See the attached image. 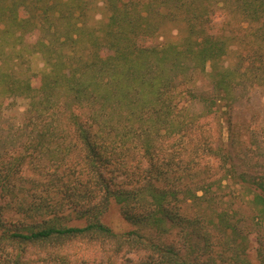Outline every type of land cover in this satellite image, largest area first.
Instances as JSON below:
<instances>
[{"label":"trees","instance_id":"1","mask_svg":"<svg viewBox=\"0 0 264 264\" xmlns=\"http://www.w3.org/2000/svg\"><path fill=\"white\" fill-rule=\"evenodd\" d=\"M103 1L97 27L87 0H0V264H264V222L210 187L234 180L264 217L263 148L236 119L251 80L221 63L242 42L264 71V0ZM166 23L179 41L155 42ZM18 97L22 123L1 124ZM113 202L132 229L104 223Z\"/></svg>","mask_w":264,"mask_h":264},{"label":"rangeland","instance_id":"2","mask_svg":"<svg viewBox=\"0 0 264 264\" xmlns=\"http://www.w3.org/2000/svg\"><path fill=\"white\" fill-rule=\"evenodd\" d=\"M91 3L90 10L88 11L87 19L91 26H100L108 20L109 11L103 0H87ZM224 16L219 14L216 18L215 24L219 29L222 28V22ZM224 27V26H223ZM216 28V29H218ZM227 28V27H226ZM183 34V25L176 23H166L160 34L155 38V42L163 41H179ZM248 46H245L242 42L232 43L227 51V54L222 59L221 63L226 67L238 68L242 72L246 70L247 77L251 80L248 86L247 94V104L243 108L242 112H236V119L239 120L237 123L239 126V131L241 132L242 140L253 148L255 145H252L251 142H254L255 139H258L260 142L263 153L260 156H254L253 152H250V155L253 157L252 161H256L262 164L264 170V71L260 68L261 62L249 59V56L242 57L241 53L247 54L250 50ZM249 54V53H248ZM29 64L31 66L32 72H35V76L32 78V83L34 86H39L40 79L39 76L46 69V64L43 59V56L40 53H32L29 55ZM201 82V81H200ZM205 85L208 83L205 82ZM225 106V101L223 102ZM28 106V100L24 97H18L16 103L10 109H7L5 114V119L2 120L1 124H9V120L16 124H21L24 118L25 110ZM224 108V107H223ZM222 115V111L220 114ZM4 121V122H3ZM208 127L210 128L209 132L215 136H220L218 131V123L208 121ZM215 137H213L215 139ZM221 139L225 144L228 142V130L223 123L221 131ZM241 146H237V152L241 153ZM243 155V154H241ZM211 172L215 173L217 176L224 174L222 167H217L218 161L211 159ZM222 187L219 189V195L217 197L218 204L217 209L229 210L232 220L237 221L241 225L247 224V221H250L255 218L264 222V217L255 210L254 206L248 203L252 195L247 196L250 191L244 188L241 184H237L232 179H224L222 184L212 183L210 186L212 190ZM10 219H15V217H10ZM102 220L108 226H110L116 232H125L133 228V226L127 222L120 210L119 205L112 203L108 211L103 215ZM254 235H251V245L253 246ZM86 256V255H85ZM250 259L253 263L257 264L256 253L253 249L250 250Z\"/></svg>","mask_w":264,"mask_h":264}]
</instances>
